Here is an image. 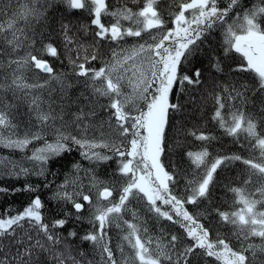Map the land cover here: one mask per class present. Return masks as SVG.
Segmentation results:
<instances>
[{"label": "snow or ice", "instance_id": "obj_1", "mask_svg": "<svg viewBox=\"0 0 264 264\" xmlns=\"http://www.w3.org/2000/svg\"><path fill=\"white\" fill-rule=\"evenodd\" d=\"M133 3L135 11L127 4L112 9L108 0H0V148L9 150L0 155V180L35 176L44 181L0 185L4 196L33 194L22 210L8 207L0 213V264H209L208 258L221 264H264V0L250 6L242 0H224L223 6L221 0H172L167 15L160 0ZM60 6L87 14L88 23L77 32L92 40L80 42L73 26L61 23L70 74L54 67L60 46L37 38L42 36L37 25L47 20L48 9ZM216 29L223 34V57L239 56L230 71L251 79L226 84L213 96L211 120L248 152L247 158L212 156L218 137L195 127L185 136L200 142L197 151H180L179 140L169 144L173 115L184 109L170 99L173 89L184 92L203 82V68L196 65L202 64V45ZM104 44L109 55L102 66H86L99 58ZM208 55L210 68L223 73L221 57ZM77 84L84 91L73 100L68 91ZM22 104L28 106L23 134L17 120ZM73 105L76 111H71ZM247 105L255 111L246 112ZM37 142L40 146L29 149ZM74 149L91 167L72 164L52 189L49 199L56 211L48 219L37 193L52 188L51 167ZM17 151L20 159L13 158ZM166 155L186 158L189 169L166 166ZM114 158L112 175L101 178L97 167ZM237 161L244 165V186L227 191L233 194L232 206L240 207H202L210 202L218 170ZM180 179L183 191L177 190ZM85 222L90 230L80 239L91 244L92 259L82 251L74 254L71 245L78 233L68 226ZM149 222L159 226L158 233ZM163 222L180 231H166ZM112 228L118 230L115 246ZM226 228L238 248L220 235ZM213 230L215 239L210 238Z\"/></svg>", "mask_w": 264, "mask_h": 264}, {"label": "trees", "instance_id": "obj_2", "mask_svg": "<svg viewBox=\"0 0 264 264\" xmlns=\"http://www.w3.org/2000/svg\"><path fill=\"white\" fill-rule=\"evenodd\" d=\"M172 0H160V8L167 15V12L170 10L169 5ZM254 0H242L243 4L250 6ZM108 3L112 9L117 7H121L124 4H127L129 7H132L133 10H137L138 5L133 3V0H108ZM224 0H221V6H223ZM61 23H70L73 26V32L76 33L80 42L88 45L91 44V35L85 37L82 32H77V29L81 24L88 23L87 14L79 11H70L63 6L57 7L55 9L49 8L47 13V20L41 21L40 25H37L38 31L42 36H38L37 38H43L45 42L52 41L60 46V51L62 53L59 61H54V67L60 71L69 73L71 72V66L69 65L67 55L63 54V45L60 36V25ZM127 23V22H125ZM222 43H223V34L219 29L214 30L208 37V39L202 45V53L199 57V60L202 61V64L198 63L196 66H202L203 68V76L202 83L198 86H186V90L184 92H180L179 88H174L172 96L170 99L173 102H179L184 105V109L182 112L173 115V119L171 121V126L168 129V139L169 144L175 143L179 140L183 147L180 151H197L200 147V142L194 140L191 136H185V133L188 129L193 127L198 128L206 133H212L218 139L213 142L210 152L212 156L216 155H231V154H239L248 157V152L242 149L239 143L234 142L232 137L226 136L223 134L222 130L218 128V126L211 120V116L215 109L213 96L220 92L224 85L229 84L233 81H249L251 78L248 74H236L230 71V67H234L236 63H239L238 54L231 53L228 57H223L222 55ZM91 49H89V53ZM211 56H220L223 61V73H217L210 68L208 64L209 55ZM72 58L76 59V53L73 52ZM84 52L80 53L81 62ZM109 55V46L104 44L98 49L99 58L96 61H90L86 66L99 68L102 66L103 61L107 59ZM185 72L191 74L187 67L184 69ZM30 75V74H29ZM44 75V74H42ZM70 79L75 80L74 77L69 76ZM83 79V78H81ZM29 82H32L30 79ZM55 87V85H53ZM84 91L82 84H77L73 88L68 91V95L74 100L77 96H79L80 92ZM59 93L53 92L52 98L54 100L58 99ZM45 99H47V93H45ZM105 101L102 99L101 103ZM239 107V104H237ZM58 110V109H57ZM76 106L73 105L71 111H76ZM244 110L247 111H255V108L252 105L245 106ZM18 116L17 120L20 122V132L23 134L25 125L28 121V117L24 115L27 113L28 106L26 104H22L18 108ZM228 107L224 109L225 115H227ZM100 116L106 118V113L100 112ZM67 118V117H66ZM51 139V136L48 137ZM40 146V142L34 143L33 145H29V149L33 147ZM99 151L107 152L106 149H99ZM9 150L0 148V155H8ZM27 155H31L30 150H26ZM110 154V153H109ZM22 153L15 152L13 153L14 159H20ZM164 163L166 166L171 164H177L182 169H189V162L187 159H181L177 155H166L164 158ZM80 162L83 168H89L91 165L88 161L83 160L80 157L79 151L74 149L71 153L66 154V156L61 159L55 166L51 167V171L55 173V176L49 175L48 179L54 181L52 188L44 189L41 187L39 195H41L42 200L45 201V209L44 215L46 218L51 219L54 216L56 211V205L54 201L49 199L51 195L52 189L55 188L56 185L60 184L66 173H70L72 171V164ZM115 158L113 161H109L107 164H102L97 167V174L103 178L108 179L115 168ZM244 169V165L240 162H234L227 168H222L218 170V174L215 179V187L211 191L210 202L204 201L202 207H207L209 209L219 208L222 211H234L236 208L240 207V205H236L233 207V194L227 191L229 186L231 187H243V176L242 171ZM171 171V167L168 168ZM183 172H181V176H183ZM83 175V174H81ZM87 181L85 180V183ZM40 184L44 183L43 179L30 176L27 178H21L19 180L4 178L0 180V185L5 187L13 188V187H23L24 184ZM184 180L180 179V183L178 185V191H183ZM33 194L26 192H18L15 195L4 196L0 194V213H3L4 210L8 207H11L14 211L22 210L31 200ZM190 211H196L192 206H188ZM87 214V213H86ZM126 219H131L130 216H127ZM215 223V220L212 221ZM165 225V230L168 232H177L180 231L177 226L169 225L168 222H163ZM69 228H74L78 235L75 239L71 241V245L73 248L74 254H78L79 252H84L88 259H92L93 250L92 246L88 242H84L80 239L82 235H84L87 231L90 230V225L86 222L82 224H70ZM149 228L152 229L155 233L159 232V226L153 227L152 223L149 222ZM65 232L67 229L64 230ZM220 235L223 237H227L234 248H238V242L235 240V237L231 235V229L226 228L220 231ZM109 236L112 239V244L115 246L118 240V230L116 228H112L109 232ZM216 232L213 230L211 239H215ZM255 242H259L257 239ZM209 264H221L220 261H216L215 258H208Z\"/></svg>", "mask_w": 264, "mask_h": 264}]
</instances>
